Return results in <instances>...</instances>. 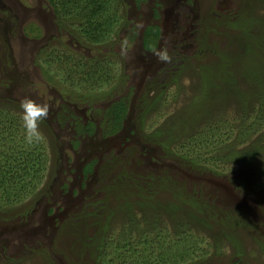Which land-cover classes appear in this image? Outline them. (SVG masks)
<instances>
[{
	"label": "rangeland",
	"instance_id": "374dc122",
	"mask_svg": "<svg viewBox=\"0 0 264 264\" xmlns=\"http://www.w3.org/2000/svg\"><path fill=\"white\" fill-rule=\"evenodd\" d=\"M113 1L89 46L47 0H0V109L23 138L19 101L49 106L43 171L0 201V264H94L103 236L112 264L173 243L179 264H264V0Z\"/></svg>",
	"mask_w": 264,
	"mask_h": 264
},
{
	"label": "trees",
	"instance_id": "16d2710c",
	"mask_svg": "<svg viewBox=\"0 0 264 264\" xmlns=\"http://www.w3.org/2000/svg\"><path fill=\"white\" fill-rule=\"evenodd\" d=\"M47 2L58 20L66 19L70 22V26L75 31L74 36L83 45L97 46L111 43L109 41L111 34L115 31L116 24L122 19L114 7L113 0H47ZM157 33V26H150L142 33L145 48L150 49V42L155 40ZM100 63L105 67L104 60ZM109 108L112 112L107 115L108 119L105 122L106 135H112L121 128L128 111L126 97L122 96L114 100ZM14 120L15 118L8 117L7 113L0 109V201L4 199L7 202L11 197L14 202H18L23 194L30 193L27 186L40 176L45 160L44 156L38 153L40 151L36 145L26 147L22 135H18L20 130ZM85 130L87 132L89 130L90 133L92 126H86ZM103 237L104 239L100 242L101 250L94 264H112L106 261L107 250L111 248L113 253L118 252L119 246L108 243L105 236ZM150 243L147 239L141 242L146 246ZM175 247L174 243L166 247L161 244L160 255L156 258L146 257L141 261L132 262L133 264H179L176 259L184 261L186 251L180 254L175 253ZM118 255L123 257V254Z\"/></svg>",
	"mask_w": 264,
	"mask_h": 264
},
{
	"label": "clouds",
	"instance_id": "9594fccd",
	"mask_svg": "<svg viewBox=\"0 0 264 264\" xmlns=\"http://www.w3.org/2000/svg\"><path fill=\"white\" fill-rule=\"evenodd\" d=\"M152 55L160 62L170 61L166 48L153 49ZM19 109L24 143L29 146L39 145L44 140L39 131V122L48 116L49 106L25 97L19 101Z\"/></svg>",
	"mask_w": 264,
	"mask_h": 264
},
{
	"label": "flooded vegetation",
	"instance_id": "af4514ba",
	"mask_svg": "<svg viewBox=\"0 0 264 264\" xmlns=\"http://www.w3.org/2000/svg\"><path fill=\"white\" fill-rule=\"evenodd\" d=\"M123 125H124V123L122 124V126H123ZM90 126H92L91 123H90ZM122 126H121V127H122ZM84 128H85V126H84ZM120 129H121V128H120ZM90 133H91V131H90ZM84 134H85V135H90V134H89V130H88V132L85 130V131H84ZM84 171H85V170H84ZM89 171H90V169H88V167H87L85 172H87V174H88Z\"/></svg>",
	"mask_w": 264,
	"mask_h": 264
}]
</instances>
